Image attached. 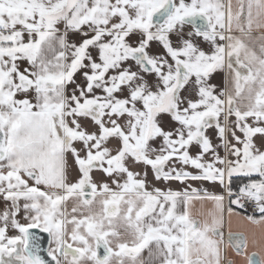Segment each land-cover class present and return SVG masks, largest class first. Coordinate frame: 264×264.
Here are the masks:
<instances>
[{"label": "snow or ice", "instance_id": "6c2138e0", "mask_svg": "<svg viewBox=\"0 0 264 264\" xmlns=\"http://www.w3.org/2000/svg\"><path fill=\"white\" fill-rule=\"evenodd\" d=\"M259 30L264 0H0V264H234L190 182L264 225Z\"/></svg>", "mask_w": 264, "mask_h": 264}, {"label": "crops", "instance_id": "0c3cea01", "mask_svg": "<svg viewBox=\"0 0 264 264\" xmlns=\"http://www.w3.org/2000/svg\"><path fill=\"white\" fill-rule=\"evenodd\" d=\"M223 2L227 4L228 0H223ZM232 2L235 3V0H232ZM262 32H264V30L254 31L253 35H260ZM212 82L222 87L224 83V73H217ZM223 154L224 153L221 150V155ZM69 164L72 165V167H75L71 157H69ZM190 183L194 188L206 190L208 193L225 195L223 205V225L220 230L224 233L223 246L225 247L226 258L232 260L234 264H248L247 257L252 256L254 253L256 254L254 259L264 258V225L256 226L251 224L246 219V216L250 214L242 212L238 205H230L225 189L218 182L195 181ZM173 187L177 189L182 188L178 183H174ZM229 207L232 208L231 215H229ZM190 210L193 217L201 221H211L213 214H218L219 212L216 204L209 199H194ZM229 232L234 235H243L246 238L247 248L245 250V255H237L234 248L229 245ZM142 255L147 258V250H145Z\"/></svg>", "mask_w": 264, "mask_h": 264}, {"label": "water", "instance_id": "95a60500", "mask_svg": "<svg viewBox=\"0 0 264 264\" xmlns=\"http://www.w3.org/2000/svg\"><path fill=\"white\" fill-rule=\"evenodd\" d=\"M38 235H40L41 237V246L43 249H47L48 247V237H47V234L46 233H38ZM42 255H46L45 252H42ZM50 259V258H49Z\"/></svg>", "mask_w": 264, "mask_h": 264}, {"label": "trees", "instance_id": "16d2710c", "mask_svg": "<svg viewBox=\"0 0 264 264\" xmlns=\"http://www.w3.org/2000/svg\"><path fill=\"white\" fill-rule=\"evenodd\" d=\"M244 182H246V178H242V177L233 178V188H237Z\"/></svg>", "mask_w": 264, "mask_h": 264}, {"label": "built area", "instance_id": "2783aa9c", "mask_svg": "<svg viewBox=\"0 0 264 264\" xmlns=\"http://www.w3.org/2000/svg\"><path fill=\"white\" fill-rule=\"evenodd\" d=\"M238 207H239V206H238ZM239 209H240L242 212H244V213H247V214H254L252 206L249 205V204H247V203L245 204V207H244L243 209H241L240 207H239Z\"/></svg>", "mask_w": 264, "mask_h": 264}, {"label": "rangeland", "instance_id": "374dc122", "mask_svg": "<svg viewBox=\"0 0 264 264\" xmlns=\"http://www.w3.org/2000/svg\"><path fill=\"white\" fill-rule=\"evenodd\" d=\"M3 207V202L2 201H0V208H2Z\"/></svg>", "mask_w": 264, "mask_h": 264}]
</instances>
